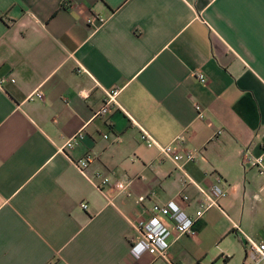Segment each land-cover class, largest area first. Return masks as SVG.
Instances as JSON below:
<instances>
[{"label": "crops", "instance_id": "0c3cea01", "mask_svg": "<svg viewBox=\"0 0 264 264\" xmlns=\"http://www.w3.org/2000/svg\"><path fill=\"white\" fill-rule=\"evenodd\" d=\"M92 14L105 18L97 30ZM104 90H119V106L94 117ZM141 129L178 138L198 153L183 172L227 191L169 259L244 264L233 225L264 236V181L250 165L264 148V0H0V264H166L131 256L134 226L168 201L193 215L200 194ZM87 156L93 182L75 165ZM102 175L128 183L112 203L94 185Z\"/></svg>", "mask_w": 264, "mask_h": 264}, {"label": "built area", "instance_id": "2783aa9c", "mask_svg": "<svg viewBox=\"0 0 264 264\" xmlns=\"http://www.w3.org/2000/svg\"><path fill=\"white\" fill-rule=\"evenodd\" d=\"M105 18L92 14L86 21L87 24L98 29ZM197 79L203 84L206 83V78L202 73L196 74ZM105 98L103 104L97 113L93 116L96 117L99 114L107 113L111 108L118 107L116 98L119 90H104ZM42 93L38 92L35 94V98L41 99ZM195 108L198 112V117L204 116L202 107L199 104H195ZM85 125L77 130L64 144L61 145L60 150L66 151L72 147L75 143H79L84 137ZM105 139L108 138V134H103ZM140 140L145 143L147 147H155L158 156L160 158H168L174 164V166L183 172V164L193 161L198 153L192 150H180L177 147L178 138L166 144L157 142L153 137L148 135L143 129H141ZM89 157L75 160V165L82 176L93 182L92 176L87 173ZM250 165L256 169L258 174L262 176L264 181V148L261 153L250 158ZM183 184H193L198 189L200 198L198 200V208L194 211L193 215L187 214L183 206L178 204L176 201H168L165 204H154L150 207L149 215L144 218L141 222L134 226L138 236L132 238L130 241V254L134 257H139L144 253L152 255L153 258L161 259L166 264H179L172 262L169 257V248L173 241L179 238L181 235H189L192 231L193 223L203 216V213L208 208L215 206L219 208V199L225 196L227 191L219 186L213 184L210 187L202 188L200 185H196L188 174L183 172ZM99 193L107 200L112 203L114 197L119 193H125L127 191L128 183L123 180H115L111 182L108 176H100L98 181L94 183ZM179 201L185 205L189 204V197L182 192L177 194ZM138 202L143 201V197L137 198ZM81 209H86L87 204L81 203ZM233 227L242 234L245 238L243 241L246 255H244V264H264V236L261 239H254L246 235L237 225Z\"/></svg>", "mask_w": 264, "mask_h": 264}]
</instances>
